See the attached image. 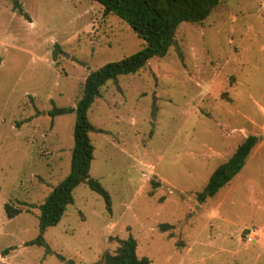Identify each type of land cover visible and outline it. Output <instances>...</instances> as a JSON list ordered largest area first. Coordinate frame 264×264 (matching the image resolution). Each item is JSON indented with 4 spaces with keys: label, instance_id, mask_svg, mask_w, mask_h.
<instances>
[{
    "label": "rangeland",
    "instance_id": "rangeland-1",
    "mask_svg": "<svg viewBox=\"0 0 264 264\" xmlns=\"http://www.w3.org/2000/svg\"><path fill=\"white\" fill-rule=\"evenodd\" d=\"M20 3L27 17L0 0V264H92L130 235L149 264H264V0H221L180 23L164 56L101 87L89 175L109 207L79 184L43 245L29 243L38 205L69 171L75 122L47 110L74 106L91 70L143 41L93 0ZM248 135L241 172L199 201Z\"/></svg>",
    "mask_w": 264,
    "mask_h": 264
},
{
    "label": "trees",
    "instance_id": "trees-1",
    "mask_svg": "<svg viewBox=\"0 0 264 264\" xmlns=\"http://www.w3.org/2000/svg\"><path fill=\"white\" fill-rule=\"evenodd\" d=\"M12 9L18 10L25 17L20 0H10ZM100 4L103 14H114L124 21L143 41L137 51L117 61L107 62L91 70L84 79L82 93L74 106L52 104L47 110L51 120L58 115L75 114L73 125V145L70 152L69 171L55 184L38 205V234L29 243L43 245V233L49 226L57 224L67 206L72 204L73 190L79 184H86L98 193L109 207L110 196L101 183L89 175L93 159L94 146L89 133L100 131L88 118V110L95 98L100 95L101 87L108 80H115L119 75L135 73L143 68L152 57L164 56L175 43V32L182 22L200 23L221 0H93ZM57 47V44H55ZM54 57L56 55H53ZM256 136L248 135L230 157L210 174L203 190L198 194L199 201L213 196L225 186L243 167L251 149L256 144ZM8 218L20 213L18 208L4 204ZM161 229L169 227L160 224ZM136 240L130 235L118 239L114 252H104L92 264H149L147 257L136 254ZM60 257V256H58Z\"/></svg>",
    "mask_w": 264,
    "mask_h": 264
},
{
    "label": "built area",
    "instance_id": "built-area-1",
    "mask_svg": "<svg viewBox=\"0 0 264 264\" xmlns=\"http://www.w3.org/2000/svg\"><path fill=\"white\" fill-rule=\"evenodd\" d=\"M245 236H246V240H247V241H251L252 238H253V236H252V232H251V231L248 232V233H246Z\"/></svg>",
    "mask_w": 264,
    "mask_h": 264
},
{
    "label": "crops",
    "instance_id": "crops-1",
    "mask_svg": "<svg viewBox=\"0 0 264 264\" xmlns=\"http://www.w3.org/2000/svg\"><path fill=\"white\" fill-rule=\"evenodd\" d=\"M258 145H260V143L257 144V147H258ZM256 151H257V148L254 149V153H256ZM245 164H246V162L244 163L243 167L245 166ZM242 168H241V170H242ZM241 170L239 171V173L241 172Z\"/></svg>",
    "mask_w": 264,
    "mask_h": 264
}]
</instances>
